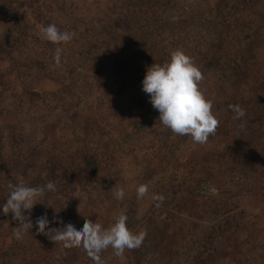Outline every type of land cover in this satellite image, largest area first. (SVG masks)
Returning <instances> with one entry per match:
<instances>
[{"label":"rangeland","instance_id":"obj_1","mask_svg":"<svg viewBox=\"0 0 264 264\" xmlns=\"http://www.w3.org/2000/svg\"><path fill=\"white\" fill-rule=\"evenodd\" d=\"M49 24L74 38L47 41L42 29ZM217 30L223 33L220 52L211 42ZM255 32L260 38L250 39ZM176 49L204 70L200 88L218 119L229 108L221 95L229 92L248 116L252 111L264 119V108H249L256 103L251 96L264 97V0H247L245 7L242 0H0V159L36 146L42 158L28 174L48 175L51 167L57 185L68 187L54 210L58 228L70 222L80 230L86 219L100 218L107 228L135 203L138 222L130 230L146 237L145 216L156 203L170 212L164 214L179 250L175 257L160 249L164 254L152 256V264H264V176L252 187L264 170V132L258 135L263 152L254 174L244 177L238 169L249 165L240 162L248 139L238 140L233 128L210 136L202 148L164 127L142 80L149 66L166 62ZM215 52L223 93L210 91L214 83L205 69ZM214 151L226 170L213 169ZM111 155L119 167L113 169H121L112 189L124 190L122 200L106 199L102 189V179H113L117 170L103 176L93 170L110 165ZM11 174L24 179L0 161V186L7 192ZM140 185L147 186L142 198L136 192ZM17 226L13 214L4 215L0 207V264H95L84 246L65 247L39 232L17 240ZM145 254L138 264H145ZM100 255L104 264H135L127 250L121 257L111 248Z\"/></svg>","mask_w":264,"mask_h":264},{"label":"clouds","instance_id":"obj_2","mask_svg":"<svg viewBox=\"0 0 264 264\" xmlns=\"http://www.w3.org/2000/svg\"><path fill=\"white\" fill-rule=\"evenodd\" d=\"M43 38L53 44L68 43L74 38V33L62 31L55 24H49L42 29ZM61 48H57L54 61L61 63ZM204 77L194 59L183 50L176 49L170 53L164 63H153L146 69L142 81V91L148 94L149 102L158 111V120L170 129L173 134L189 136L194 143L205 144L210 136L217 134L220 121L213 112V101L209 100L200 88ZM234 113L233 119L240 120L246 113L239 105H229ZM239 127L243 128L241 124ZM6 202L3 203L4 215L13 214L18 222L13 233L17 240L31 232L33 222L31 210L47 192H55L56 185L48 181L43 186H28L23 180L16 184L9 183ZM137 197L142 198L147 192L146 185L136 189ZM123 189L116 190L114 197L122 200ZM28 212L29 215H24ZM39 233L48 236L54 243L65 246L78 245L83 241L88 255L95 264H104L100 253L111 248L117 257L123 256L125 250L140 247L144 233H133L127 226V216L120 213L114 222L105 228L98 222L85 220L82 229L77 230L71 224L64 228H50L47 214L35 221ZM47 229V231H46Z\"/></svg>","mask_w":264,"mask_h":264},{"label":"trees","instance_id":"obj_3","mask_svg":"<svg viewBox=\"0 0 264 264\" xmlns=\"http://www.w3.org/2000/svg\"><path fill=\"white\" fill-rule=\"evenodd\" d=\"M242 1L244 4V7H245L247 0H242ZM255 1L256 0H254V3H255ZM257 11L258 12L260 11V13H262L261 10H257ZM222 35H223L222 31L217 30L216 32H214V34L212 36L211 42L215 47H217L216 52L221 51L220 46L222 43V41H221ZM253 38L259 39L260 35L257 34V32H255L254 34H252L250 39H253ZM216 52L214 53L215 55H213L211 57V60H209V64H208L207 68H205V69H206V73L211 74L212 80L214 83V86H212V90H210V91H212V92L213 91H218V92L221 91L220 93H223L225 91V88L223 87V84L221 82L222 77L220 75V71L215 72L218 70L217 65H218V67L220 65V63L218 61L220 58V55L217 54ZM219 69H221V68H219ZM201 72H202V74H204V70H201ZM241 72L242 71L240 69L235 75L240 76ZM234 95H235V92H229V93H224L221 96L226 98L225 102H227L229 105H237L239 100H236V102L233 100L231 101V98H233ZM251 98H255L256 103H255V106H252L253 105L252 104L249 106V108H252L253 110L258 109V108H262V109L264 108V97L255 95V96H251ZM237 99H240V98H237ZM228 100H230V101H228ZM217 103L220 105L219 99L217 100ZM239 106H241V104H239ZM213 107H214V105H213ZM247 113H249V116L246 114L247 116L245 115L242 119L234 120L233 119L234 113L230 110V108H228L227 112L225 111L226 115L224 114V116L219 117L218 120L220 121V125L217 129V134H219L221 132H226L227 130L229 131V129L233 128L231 130V133H232V135H236V136L240 137L238 140L243 141L245 138L248 139L247 143L244 144V146L241 150L240 162L242 164H247V165L249 164V165L245 169H241V168L238 169L239 167L235 168V170L238 169V172L240 174L244 175V177L246 175H249L248 173H250V175L254 174L251 171L253 170V167L255 166L257 159L260 158L259 153L263 152V144L261 142L262 140L258 139V135H260L262 132H264V119L262 118L263 116H260L259 113H257V115H256L252 111H248ZM230 119H231V121H230ZM221 124L223 126H221ZM241 124L244 125L243 128L239 127V125H241ZM32 144H34V142H32L31 145ZM204 145L205 144L201 145L202 148L204 147ZM35 147H36L35 145H33V147L31 146V150L28 152L22 151L19 148L18 151H16L14 154H11V155L9 154L10 156L7 155L8 157H5V159L2 156L3 159H0L2 166L4 168H6L7 166H10L13 171L22 172V175L24 176V179H22V180L28 186H32V187L43 186L48 181H52L56 185V191L55 192H47L45 196L40 198L39 202H41V203L36 204V206H34V209H36V210L33 211L34 213L30 214V216H31L30 218L32 219V222H33V228L31 230V234H33V236L38 234L37 226L35 224L36 219L38 217L44 215L45 213L47 214L48 219H50L49 220V227H51V225H52V227L58 228V223H55V220L53 221L54 210L61 208L62 201H63L62 199L64 198L63 194L66 193L65 191L68 188V187H65V185L64 186H60V185L58 186L57 185V182H56L57 176L54 174L53 168H51V167L49 168V171H48L49 174L48 175L41 174V172L35 174L36 176L35 175H29L30 173L34 172V168H35L36 161L38 160V158H42V154L38 153L36 151ZM251 152H253L254 154L250 157ZM2 153L3 152L1 150L0 154H2ZM217 153H218V151L217 152L214 151V153L210 156V157H213L210 159L211 163L216 157L219 156V154H217ZM72 158L73 157L71 155L70 156L68 155L66 159L68 161L73 162ZM107 158L110 159V161H111L110 165H108V163H106L103 166L102 170L93 169L94 171L102 174V176H103L104 172H110V174L115 172L117 169H113V168L118 167V165H117L118 163H117L115 156L111 155V156H108ZM114 158H115V160H114ZM27 159H30L28 163H27ZM52 160L53 159H51L48 162L50 165H52ZM211 163L205 162V165L211 166L210 165ZM212 165L214 167L213 168L214 170H215V168L218 169L219 171L227 169V165L225 168V163L222 162V157H218L217 158V164L212 163ZM233 169H234L233 167H229V165H228V170H227L228 172L234 171ZM146 170H150L149 167H147ZM119 171H121V169L117 170L113 179H108L109 178V176H108V177H105L104 179H102V181H101V183L103 185L102 189H103V192L105 193L106 199L113 200L114 190L112 189V187L115 185V178L118 177L117 173H119ZM263 171L264 170L261 169L259 171V174H256V177L252 176V177H254L253 181L255 182L252 187L255 188L257 183L259 182V180L264 176ZM209 174L211 175V173H209ZM11 177H13V183L12 184H16V183H18V181H20V180L16 179V177H19L17 174H15L14 176L11 174ZM59 178H60L61 182L66 179L65 176H62ZM81 178H82V176L79 175L75 181L78 180V182H79L81 180ZM250 178H251V176H250ZM210 179H212V177H210ZM233 181H234V179H233ZM165 189L166 188H164V190ZM154 193H156V192H154ZM7 195H8V192H7L6 187L1 185L0 186V206H2L3 203L6 202L5 197ZM164 213L166 215H169L170 212L164 211L156 203H153L150 206V211L147 212V214L145 216V217H147L146 219L149 220V224H150L149 227H147V236L144 237L140 247H138L136 249H132V250H127L130 252V260H133L135 262V264H138L137 257L143 256L144 252H146V254H145L146 258L144 261L145 264H152V256H155V257H157V255L162 256L164 253L159 254L160 249H164L165 253L168 255H173L176 252H178L179 249L177 248V245L173 241L174 234H172L170 232V230L172 229V224H171L172 221H170L169 217L166 216ZM124 214L127 216V226L129 229H131L138 222L136 219V214H137L136 204L134 203L131 206V208L129 209V211L128 210L125 211ZM159 218H161L160 220L165 219V220H167V222L165 224H163L162 221H158ZM95 222L100 223L102 226H104L106 228V225H105L106 222H105V224H103V219L100 218V221L97 220ZM69 223L66 222V224H64V225L67 226V225H69ZM84 223H85V221H84ZM37 237H38V235H37ZM42 237L40 238L41 243H42ZM5 240H6V238L4 239V241ZM61 244L64 245L63 243H61ZM78 245L80 248H83V241ZM65 247H67V246H65ZM140 248L144 252H142L140 250ZM63 251H65V249L62 250V253L65 254V252H63ZM140 252H141V254H140ZM34 255H36V254H34ZM48 255L49 254H47V256ZM128 257H129V255H128ZM175 257H176V254H175Z\"/></svg>","mask_w":264,"mask_h":264}]
</instances>
